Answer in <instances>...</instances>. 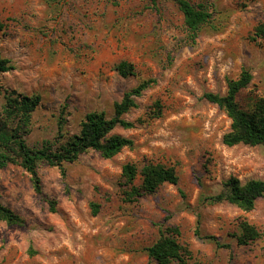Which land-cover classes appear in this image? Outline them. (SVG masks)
<instances>
[{"label":"rangeland","instance_id":"obj_1","mask_svg":"<svg viewBox=\"0 0 264 264\" xmlns=\"http://www.w3.org/2000/svg\"><path fill=\"white\" fill-rule=\"evenodd\" d=\"M190 1L211 10L194 36L173 0H0V53L12 65L0 74V112L5 90L40 95L24 134L28 144L53 139L59 120L70 135L86 111L111 115L125 90L155 79L124 114L135 125L113 129L131 138L132 148L107 158L81 153L64 173L40 163V193L18 164L0 168V202L23 218L0 220V264H158L145 247L165 226L178 228L188 264H264V193L250 210L207 199L230 176L264 179V145H225L230 118L202 96L225 93L227 79L242 70L251 79L236 95L239 105L250 109L264 95V41L252 39L264 0ZM122 59L135 75L117 72ZM156 98L162 112L149 119ZM127 161L172 166L177 181L128 201L120 186ZM243 219L260 236L242 245L232 233Z\"/></svg>","mask_w":264,"mask_h":264},{"label":"trees","instance_id":"obj_2","mask_svg":"<svg viewBox=\"0 0 264 264\" xmlns=\"http://www.w3.org/2000/svg\"><path fill=\"white\" fill-rule=\"evenodd\" d=\"M183 15L187 31L194 36L199 27L211 18L210 4L205 1L173 0ZM3 24L0 21V30ZM253 40L264 41V21L253 28ZM115 69L122 75H135L136 69L131 61L122 59L115 64ZM12 68L8 58L0 53V74ZM251 74L242 70L237 78H228L226 92H204L203 98L222 108L230 118V127L223 133L225 145L243 143L264 145V95L254 98L250 109L242 108L236 100L237 93L250 81ZM153 77L143 78L136 85L125 90L121 98L113 103V111L108 115L104 110L86 111L79 122V129L65 135L61 132L63 120L58 121L57 135L53 139H43L39 145H30L24 134L30 122L31 112L38 105V93L23 94L16 90H5V101L0 112V168L8 163H16L30 174L33 189L40 193L41 184L37 167L40 163L58 166L64 173V164L78 158L81 153L97 151L103 157H111L123 148H132L133 140L113 132L115 127L129 128L135 125L124 117L131 108L137 106L135 98L146 88L154 84ZM1 88V85H0ZM162 104L154 99L146 111L149 119L160 116ZM136 121H142L138 118ZM139 174V182L135 178ZM120 186L124 198L135 200L141 195L153 192L164 182L175 183L177 174L172 166L162 163L147 162L140 167L133 161L125 162L121 167ZM264 193V179L250 178L241 181L230 176L223 181L222 189L207 197L209 202L226 200L243 210L253 208L255 200ZM49 209L54 210V200H49ZM93 213L97 205L93 204ZM0 220L7 224H21L23 218L8 206L0 202ZM198 233V230L195 229ZM176 226H165L156 240L145 247L148 257L158 264H188L189 249L179 242ZM238 244H247L260 236L255 225L243 219L232 233ZM221 244L214 236L205 235ZM191 264H198L193 262Z\"/></svg>","mask_w":264,"mask_h":264}]
</instances>
